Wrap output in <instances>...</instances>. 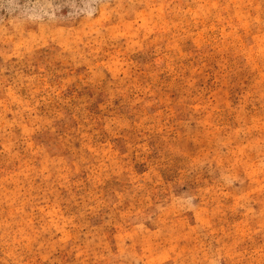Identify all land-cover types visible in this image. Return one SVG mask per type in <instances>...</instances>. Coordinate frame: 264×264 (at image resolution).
Returning <instances> with one entry per match:
<instances>
[{
	"label": "rangeland",
	"instance_id": "1",
	"mask_svg": "<svg viewBox=\"0 0 264 264\" xmlns=\"http://www.w3.org/2000/svg\"><path fill=\"white\" fill-rule=\"evenodd\" d=\"M0 264H264V0H0Z\"/></svg>",
	"mask_w": 264,
	"mask_h": 264
}]
</instances>
